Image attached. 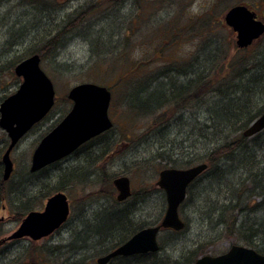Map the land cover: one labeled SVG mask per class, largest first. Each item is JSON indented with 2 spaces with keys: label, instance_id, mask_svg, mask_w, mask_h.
Here are the masks:
<instances>
[{
  "label": "rangeland",
  "instance_id": "rangeland-1",
  "mask_svg": "<svg viewBox=\"0 0 264 264\" xmlns=\"http://www.w3.org/2000/svg\"><path fill=\"white\" fill-rule=\"evenodd\" d=\"M236 5L248 6L258 19L264 20V0H0V55L5 52L0 57V103L14 94L22 83V79L15 76L14 68L32 55L39 56L40 68L51 80L55 91L51 112L29 131L11 153L14 170L5 184L9 194L1 201L5 208L0 209V240L17 229L22 220L19 219L20 215L29 205L34 206L32 209L35 210L42 209L46 200L44 194L59 187L60 183V186L66 185L71 175V180H74V185L65 186L64 193L70 201L71 214L64 227L46 240L33 242L28 239L1 244L0 264H97L96 259L105 253L100 251L102 237L108 241L104 248H114L116 243L130 237L141 226L151 227L161 221L166 202L164 195L157 191L158 174L167 168L187 169L202 164L205 144L199 140V135L202 133L200 126L206 119L205 111L194 110V118L183 120L182 126L175 127L177 131L165 137L168 134L165 135L164 121L158 122V115L153 111L147 114L145 110L142 113L138 110L137 98L133 97L139 88L133 81L166 75L167 71L180 65V60L192 50L191 42L173 41L174 44L166 45L162 41L168 38L162 35L163 30L165 35L167 33L166 26L176 21L174 26L179 25L184 30L189 20L195 27L188 31L190 33L203 26L205 12L219 15L223 20L226 11ZM221 27L215 24L206 26L208 32L205 38L223 37L222 40L227 43V36L232 30L226 27V31ZM232 35L235 44V35ZM259 42L264 43V35ZM251 49L250 54L254 59L257 51ZM206 66L203 65V68ZM130 67L133 68L132 74L125 76L122 84L119 82L113 87L120 78L118 73L122 71L126 74ZM240 69L236 66L231 73L234 75ZM252 77V81L248 78L243 84L248 89H258L260 83L256 82V77ZM171 79L177 85L182 82V78ZM83 83L110 90L111 109L109 107L108 115L113 122L112 129L94 141L92 148L82 149L77 155L46 168L31 180L27 174L34 149L70 111L72 102L67 99L69 90ZM263 105L264 97L254 100L252 110L256 112ZM214 107L215 110L219 109V103ZM213 116L216 118L215 113ZM263 131L247 137L250 140L256 138L257 146L250 148V154L245 156L233 155L235 161L231 163L232 170L228 169L230 163L225 168L228 176L223 171L220 174L216 172L210 177L213 181L204 180L206 174H201L199 182L189 187L185 201L179 208L180 218L185 224L183 231L179 234L161 231L158 236L163 255L184 264L188 253L190 256L195 248H201L200 252L204 255L218 256L234 245L252 248L264 255V239L261 236L254 247H250L238 235H229L222 224L216 225L219 219L214 215L218 202L237 198L238 192L233 189L232 183L246 175L238 169L245 166L250 168L255 162L264 161V133L260 134ZM168 143L173 144L164 151V157H160L164 152L159 148ZM7 145L8 138L0 129L1 176V156ZM160 158L169 160L168 164L160 162ZM58 171H69L67 180L56 179ZM103 172L108 177L112 176V181L121 176L130 180L132 198L125 207L130 206L133 210L136 204L135 214L130 221L126 220V216L121 218L124 230L117 222L111 225L100 221L103 211L124 209L123 206L118 207L115 201L116 191L112 181V187L101 183V178L105 177ZM89 173H96V180H92ZM36 178L40 180L35 181V186H26V181L33 182ZM49 178L52 180H45ZM101 187L108 193L113 189V194L99 193ZM251 199L262 206L261 211L256 216L250 215V211L245 213L247 209L241 213L237 211L239 219L256 217L260 221L264 218V197L257 193ZM229 217L230 214H226L222 219ZM247 224L251 226V220ZM96 227L101 229L95 230ZM87 228L97 232L95 237L88 238Z\"/></svg>",
  "mask_w": 264,
  "mask_h": 264
},
{
  "label": "trees",
  "instance_id": "trees-1",
  "mask_svg": "<svg viewBox=\"0 0 264 264\" xmlns=\"http://www.w3.org/2000/svg\"><path fill=\"white\" fill-rule=\"evenodd\" d=\"M203 20L204 27L201 26L195 31H190V33H188V31L193 28L194 25L193 23L190 24L189 20L187 21L189 25L187 24L188 26L185 27L184 30L179 25L174 26L176 21H173V23L166 26V35L163 33L164 30L162 31V35L168 37L162 40L166 45L167 43L174 44V42H191L193 48L190 53L187 54V57L185 55V58L180 60L178 63L180 65H176L175 69L172 71H167L166 75L157 76L153 75V73V77L147 79L140 78L137 81H133V84L136 83V87L138 86L139 88L133 99L137 98L138 110L141 113L142 110L143 112L145 110L147 114H152L150 112L153 111L155 115H158V117L156 116L158 122L164 121V130L166 129L165 135L168 134L167 136L164 135L165 137L170 136V132L177 131L178 129L175 127L183 125L182 121L184 119L177 116V109L182 107L187 111L188 108H191V105L196 103L197 106H199L198 111H205L206 119L204 120L203 125L200 126L202 128V133L199 135V140L205 144V158L201 163H206L208 167L202 175L206 174L204 180L208 179L214 181V179L210 177L216 174V172H219L218 174H220L223 171L226 176H228L225 168H228V165L235 161V156H233L234 154H243L245 156L246 154H250V148H255V146H257L255 145L258 141L256 138L250 140L243 136L242 133L255 118L264 112V105L259 107L256 112L252 110V102L254 100H260L264 97V43L259 42L258 40L254 43L256 46L253 44L247 49H238L234 44L232 32H228L230 34L229 37L227 36V43L222 40L223 37L218 36L215 38L213 37V39H206L205 34L208 32L205 29L206 26L211 27V25L215 24L216 26H222L221 28L224 27L223 29H226V31L229 29L227 30L228 27L226 28L224 21L220 20L219 15H209L205 12ZM214 39L216 41H214ZM221 47L223 48L222 50ZM251 48H254L253 51H257L254 59L250 54L252 51ZM4 54L5 52L0 55V57ZM36 54L41 55L40 52H36ZM234 54H236L235 57ZM203 65L207 66L203 68ZM236 66H239L241 69L233 75L231 72L236 68ZM130 69H128L130 71H127L126 74H123L122 71L118 73L120 78L115 82L113 87L119 85V82L122 84L124 82L123 78L132 74L133 68L130 67ZM202 69L203 71L200 72ZM134 73L136 74V72ZM11 75L13 76V74ZM231 76L232 80L230 79ZM252 76L256 77V82L259 81L260 83L259 85L257 84L259 86L258 89H248L247 86L243 84V82L245 83L248 78L252 81ZM175 77L182 78L181 84L177 85L174 81H172L171 78ZM1 78L2 77H0V81ZM139 90L141 91L139 92ZM215 96L220 97L219 99H216ZM216 103H219L220 105L217 110H215L216 107H214V104ZM214 113L216 114V118H213ZM109 132L110 131L104 133L103 135ZM263 133L264 131L260 134ZM171 144L173 143H168L167 145L160 147L159 150L164 152ZM164 155L165 152L160 154V157H164ZM160 162H165L167 165L169 160L160 158ZM232 168L231 164L228 169L232 170ZM238 170L246 175L245 178H241L240 181L232 183L233 189L238 192L237 198L227 199L222 203L218 202V207H215L214 215L218 217L219 221L218 223L215 222V224L218 226L219 224H222V228H224L229 235H238L242 240H244L246 245L254 247V243L259 240L258 237L261 236V238L264 239V218L260 221H258L256 217H251L250 219H247V217L239 219L238 213L247 209L245 213L250 211V215L253 214L256 216L257 213L261 211L262 206L256 205L251 198L257 193H260L264 197V161L255 162L252 166H250V168L245 166L244 168H239ZM210 171L211 173H209ZM68 172L58 171L55 178L57 179L60 177L62 179H66L68 177ZM104 173L105 172H103V175H105ZM27 175L31 177V180L33 176L36 177L30 173ZM71 176L68 180L66 179V185L62 184L60 186L61 183L58 184L59 187L44 194L43 198L49 197L55 192H64L66 190L65 186L74 185V180H71ZM201 176H199V178ZM199 178H197V180L190 187H193ZM45 180L52 179L49 178ZM111 181L112 176L108 177L105 175L103 179L101 178V183L108 185V187H112ZM5 184L6 182L1 176L0 167V207L3 203L1 201H4L6 197V192L3 194V191L6 189ZM103 189L104 187H101L98 192L108 195L113 194V189L110 193L105 192ZM157 191L162 193L159 189H157ZM32 208H34V206L29 205L21 213L19 219H22L24 213L28 209ZM237 211L239 212L237 213ZM226 214H230V217L227 220H223L222 218ZM248 220H251V226L248 224L246 225ZM259 230H262V232ZM181 232L182 231L173 233L179 234ZM200 249L201 248H195L192 250L190 252V256L188 253L184 264H194L199 256L204 255L203 252H200ZM197 252L200 253L197 254ZM183 254H181V256ZM116 261H126L129 264H181L178 259H174L166 254L163 255L160 250L153 254H143L130 258H117Z\"/></svg>",
  "mask_w": 264,
  "mask_h": 264
},
{
  "label": "water",
  "instance_id": "water-1",
  "mask_svg": "<svg viewBox=\"0 0 264 264\" xmlns=\"http://www.w3.org/2000/svg\"><path fill=\"white\" fill-rule=\"evenodd\" d=\"M223 20L235 33L236 46L240 49L250 46L264 34V20L258 19L245 5L231 7ZM14 74L22 79V83L14 94L0 103V129L8 138V145L1 157L4 181L10 178L14 168L11 152L33 126L48 115L55 103L53 84L41 70L38 55H32L18 63ZM67 99L72 102V107L34 149L30 173L62 160L84 143L113 127L108 116L111 93L106 87L92 83L79 84L69 90ZM262 129L264 112L243 131V136H253ZM206 169L207 164L202 163L187 169L167 168L160 171L156 185L163 191L166 202L160 223L138 231L110 255L98 258L96 263L107 264L115 257L158 252L157 236L161 230L177 232L184 228L178 209L186 198L189 186ZM112 184L117 191V201H123L131 195L128 177L115 178ZM69 211L67 196L63 192H57L46 199L42 211L29 212L11 235L0 240V245L23 238L39 241L60 228L67 221ZM194 264H264V255L251 248L234 245L222 255L201 256Z\"/></svg>",
  "mask_w": 264,
  "mask_h": 264
},
{
  "label": "bare ground",
  "instance_id": "bare-ground-1",
  "mask_svg": "<svg viewBox=\"0 0 264 264\" xmlns=\"http://www.w3.org/2000/svg\"><path fill=\"white\" fill-rule=\"evenodd\" d=\"M233 7V6H232ZM216 97V96H215ZM220 97V96H219ZM219 97H216V99H219ZM191 108H188V110L186 111L184 108H179V109H177L176 110V113H177V116L179 117V118H181V119H184V120H191L192 118H194V115H192V114H194V110L195 111H198V109H199V106H197V104L195 103L194 105H191L190 106ZM229 155V154H228ZM219 173V172H218ZM89 175H90V178L92 179V180H96V178H97V176H96V173H89ZM95 176V177H94ZM264 179V178H263ZM38 180H40V179H36V180H34L33 182H31V181H26L25 183H26V186H29V188L30 187H33V186H35V181H38ZM32 184V185H31ZM17 187V186H16ZM1 189V188H0ZM15 188H13V190H14ZM8 191V189H5L4 191H3V194L6 192V195H8L9 194V192H7ZM111 198V197H110ZM25 202V201H24ZM27 202V201H26ZM118 211H114V212H112V211H110V212H102V217H101V219H100V221H101V223L102 224H110L111 223V225H116V222L117 223H119L120 225H121V227H120V229H122V230H124L125 229V226L124 225H122L123 224V222L122 221H119V220H117L115 217L117 216L116 215V213H117ZM115 216V217H114ZM105 226H107V225H105ZM107 227H109V226H107ZM85 228V227H84ZM101 229V227L99 228V227H96L95 228V230H100ZM130 229V228H129ZM128 229V230H129ZM86 230V233H87V236H88V238H91L92 236H94L95 237V235L94 234H97V232L95 231V232H92L91 230H90V228H87V229H85ZM93 233V234H92ZM85 238H87V237H85ZM99 238V237H98ZM102 240H101V243H99V245H100V247H101V249H100V251L102 252V253H104L101 257H106V256H108V255H110L115 249L114 248H109V249H107V248H104L105 246V244H106V239H105V237L103 238H101ZM105 239V240H104ZM126 240V239H125ZM125 240H121V242L122 241H125ZM108 242V241H107ZM120 243V241L118 242V243H116V244H119ZM108 244V243H107ZM119 247V246H118ZM110 262H112L111 264H129L128 262H126V261H120V262H117L116 261V259L114 260V258H111L108 262H107V264L108 263H110Z\"/></svg>",
  "mask_w": 264,
  "mask_h": 264
},
{
  "label": "flooded vegetation",
  "instance_id": "flooded-vegetation-1",
  "mask_svg": "<svg viewBox=\"0 0 264 264\" xmlns=\"http://www.w3.org/2000/svg\"><path fill=\"white\" fill-rule=\"evenodd\" d=\"M101 136H103V134L102 135H100V136H97V137H95V138H93V139H91V140H89L88 142H86V143H84L83 145H81L73 154H71V155H77L78 154V152L79 151H81L82 149H85V148H87V147H90V148H92L93 146H91L93 143H95L94 141H96L97 139H99ZM57 163H59V162H57ZM57 163H55V164H57ZM55 164H53V165H55ZM53 165H51V166H53ZM51 166H49V167H51ZM48 168V167H47ZM46 169V168H45ZM45 169H42V170H40V171H38V172H35V173H30V174H32V175H35V176H37V175H40L41 174V172L43 171V170H45ZM81 169H85V168H81ZM116 191V190H115ZM54 194V193H53ZM116 196H117V191H116ZM48 197H46L45 199H47ZM132 198V194L128 197V198H126L125 200H123V201H117L116 200V198H115V201H116V203H117V205H118V207H124V209L122 210V211H118L117 213H116V219L117 220H121V218L122 217H124V216H126V220H129L130 221V217L132 216V215H134L135 214V211H134V207H135V205L133 206V210H131L130 208V206L129 207H125V205H126V203H127V201L129 200V199H131ZM141 198H143V197H141ZM137 199H139V197H137ZM46 201V200H45ZM44 205H45V202H44V204H43V207H42V209H38V210H35V209H28L25 213H24V216H26L30 211H42L43 209H44ZM5 208V206L2 204L1 205V207H0V209H4ZM70 214H71V206H70ZM23 216V217H24ZM70 216V215H69ZM132 218V217H131ZM23 219V218H22ZM68 221V220H67ZM67 223V222H66ZM65 223V224H66ZM64 224V225H65ZM64 225L63 226H61L58 230H55L54 231V233H56V232H59L60 231V229L62 228V227H64ZM152 226V225H151ZM144 228H147V226L146 227H144ZM144 228H142V226H141V228H138V230L136 231V232H134L130 237H128L125 241H122V242H120L119 244H117V245H115V247H114V249L115 248H117L118 246H120L121 244H123V243H125L128 239H130L135 233H137L138 231H140V230H142V229H144ZM53 233V234H54ZM53 234H51V235H49V236H47V237H45V238H43V239H41V240H46V239H48V238H51L52 236H53ZM24 240H28L27 238H24V239H21V240H16V241H10V242H6L4 245H8L9 243H18V242H21V241H24ZM67 246H69V245H67ZM135 256H138V254H135V255H131V256H128V257H123V256H121V257H116V258H114V260L115 259H117V258H130V257H135Z\"/></svg>",
  "mask_w": 264,
  "mask_h": 264
}]
</instances>
